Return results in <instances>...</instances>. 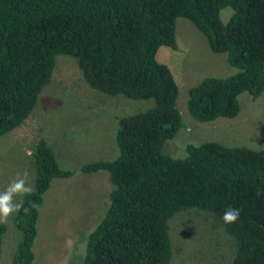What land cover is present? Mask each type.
Returning a JSON list of instances; mask_svg holds the SVG:
<instances>
[{
	"label": "trees",
	"instance_id": "1",
	"mask_svg": "<svg viewBox=\"0 0 264 264\" xmlns=\"http://www.w3.org/2000/svg\"><path fill=\"white\" fill-rule=\"evenodd\" d=\"M224 8L232 10L226 23ZM178 18L190 21L211 52L225 54L238 70L191 87L189 115L201 123L235 118L241 94L256 100L264 92V0H0V136L32 113L59 55L72 58L94 90L153 101L147 111L118 119L114 160L80 168L107 172L113 186L80 264H169L168 221L188 209L213 215L234 239L231 264H264V155L215 142L188 145L182 159L162 153L181 116L177 83L157 53L177 49ZM259 138L264 144V122ZM32 155L34 191L23 195L12 217L20 240L10 264L34 263L44 196L54 179L74 175L60 168L44 139ZM228 208L240 209L235 223H223ZM5 232L0 224V256Z\"/></svg>",
	"mask_w": 264,
	"mask_h": 264
},
{
	"label": "rangeland",
	"instance_id": "2",
	"mask_svg": "<svg viewBox=\"0 0 264 264\" xmlns=\"http://www.w3.org/2000/svg\"><path fill=\"white\" fill-rule=\"evenodd\" d=\"M230 8L220 12L226 23ZM177 49L161 47L157 60L172 72L178 86L176 107L181 126L176 136L162 146L174 159L187 156L188 145L215 142L225 147H244L264 155L259 128L264 122V92L253 100L248 93L238 97L240 112L233 119L217 118L201 123L188 113V91L206 77L227 78L237 69L225 54L209 49L206 37L187 19L175 23ZM152 100L110 96L89 87L75 61L64 55L55 58L50 82L43 88L29 117L14 131L0 136V193L27 172L26 186L35 178L32 151L44 139L61 169L72 171L68 179H54L44 196L37 225L33 264H80L88 234L103 218L113 186L108 173L80 172L85 164L109 162L118 155L115 135L118 119L147 111ZM23 195L14 196L19 203ZM11 213L2 238L0 264H10L20 235ZM172 247L169 264H231L235 241L211 214L188 209L168 221Z\"/></svg>",
	"mask_w": 264,
	"mask_h": 264
},
{
	"label": "clouds",
	"instance_id": "3",
	"mask_svg": "<svg viewBox=\"0 0 264 264\" xmlns=\"http://www.w3.org/2000/svg\"><path fill=\"white\" fill-rule=\"evenodd\" d=\"M28 173H23V178L18 177L14 179L8 186V188L0 193V222H6L7 217L15 212L19 211L23 206V200L20 203H14V196L30 194L34 189L30 186H26V180ZM27 211V209H25ZM240 216V209L228 208L225 210L222 220L225 224L235 223Z\"/></svg>",
	"mask_w": 264,
	"mask_h": 264
}]
</instances>
